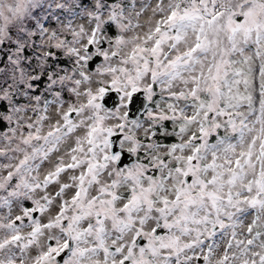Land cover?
I'll use <instances>...</instances> for the list:
<instances>
[{
  "label": "snow or ice",
  "instance_id": "snow-or-ice-1",
  "mask_svg": "<svg viewBox=\"0 0 264 264\" xmlns=\"http://www.w3.org/2000/svg\"><path fill=\"white\" fill-rule=\"evenodd\" d=\"M0 264H264V0H0Z\"/></svg>",
  "mask_w": 264,
  "mask_h": 264
}]
</instances>
